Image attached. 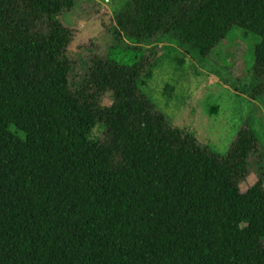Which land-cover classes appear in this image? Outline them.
I'll return each instance as SVG.
<instances>
[{
    "label": "trees",
    "instance_id": "obj_1",
    "mask_svg": "<svg viewBox=\"0 0 264 264\" xmlns=\"http://www.w3.org/2000/svg\"><path fill=\"white\" fill-rule=\"evenodd\" d=\"M74 3L0 0V264H264L253 129L227 156L212 153L142 92L148 60L110 52L176 43L206 57L246 29L261 42L250 85L236 90L262 99L264 0H129L113 13L116 46L75 90L74 33L60 20Z\"/></svg>",
    "mask_w": 264,
    "mask_h": 264
},
{
    "label": "rangeland",
    "instance_id": "obj_2",
    "mask_svg": "<svg viewBox=\"0 0 264 264\" xmlns=\"http://www.w3.org/2000/svg\"><path fill=\"white\" fill-rule=\"evenodd\" d=\"M74 1L72 11L60 17L74 33L68 49L73 63L69 77L73 90L82 85L94 57L105 58L113 52L112 59L130 66L145 59L150 68L139 86L172 126L221 157L230 153L239 131L247 126L253 129L264 151V98L252 99L236 90L252 81L255 50L261 42L258 34L236 28L206 57L196 51L186 53L176 43L127 50L126 46L115 47L112 31L116 26L113 13L129 0ZM120 42L129 44L123 38ZM103 103L109 105L110 98L105 97ZM103 130L104 125L99 124L90 137H100ZM257 182L256 174H251L241 185V192L245 194Z\"/></svg>",
    "mask_w": 264,
    "mask_h": 264
}]
</instances>
